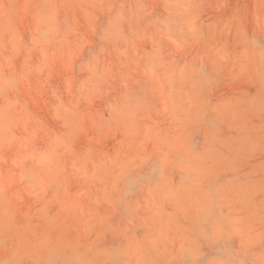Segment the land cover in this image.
<instances>
[{"label":"rangeland","instance_id":"rangeland-1","mask_svg":"<svg viewBox=\"0 0 264 264\" xmlns=\"http://www.w3.org/2000/svg\"><path fill=\"white\" fill-rule=\"evenodd\" d=\"M0 264H264V0H0Z\"/></svg>","mask_w":264,"mask_h":264}]
</instances>
